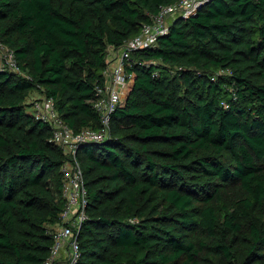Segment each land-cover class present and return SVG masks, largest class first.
<instances>
[{
  "label": "trees",
  "instance_id": "1",
  "mask_svg": "<svg viewBox=\"0 0 264 264\" xmlns=\"http://www.w3.org/2000/svg\"><path fill=\"white\" fill-rule=\"evenodd\" d=\"M178 0H0V264H43L71 156L27 110L52 99L99 129L109 47ZM101 142L75 153L87 189L76 264H264V0H208L136 49Z\"/></svg>",
  "mask_w": 264,
  "mask_h": 264
},
{
  "label": "built area",
  "instance_id": "2",
  "mask_svg": "<svg viewBox=\"0 0 264 264\" xmlns=\"http://www.w3.org/2000/svg\"><path fill=\"white\" fill-rule=\"evenodd\" d=\"M208 0H178L174 4L163 6L150 23L141 27L140 33L117 48L115 63L106 66L103 72V85L95 86V98L92 100L94 109L99 113L100 128H83L73 132L59 117L52 99L45 96L30 101V115L50 129L49 141L71 156L61 166V199L62 207L58 223L47 226L52 235L53 243L49 255L43 264H76L79 258L78 233L82 223L88 216L87 189L84 185L83 174L75 153L78 148L87 143L101 142L109 133V116L124 102V87L130 75L126 66L131 59V53L136 49L146 48L156 43L157 38L168 30L167 18L174 15L191 16L200 5ZM0 48L4 45L0 42ZM6 62L0 60V67L18 73L14 53L7 49ZM20 73V71H19ZM62 256L63 261H60Z\"/></svg>",
  "mask_w": 264,
  "mask_h": 264
},
{
  "label": "crops",
  "instance_id": "3",
  "mask_svg": "<svg viewBox=\"0 0 264 264\" xmlns=\"http://www.w3.org/2000/svg\"><path fill=\"white\" fill-rule=\"evenodd\" d=\"M116 54H117V48L116 49L111 48V47L108 48L107 55H106V62H107L108 67H112L114 65ZM35 98H40V96L37 94V92L30 91L26 99L27 100L26 103H30V101H32ZM59 260L63 261L62 256L60 257Z\"/></svg>",
  "mask_w": 264,
  "mask_h": 264
},
{
  "label": "rangeland",
  "instance_id": "4",
  "mask_svg": "<svg viewBox=\"0 0 264 264\" xmlns=\"http://www.w3.org/2000/svg\"><path fill=\"white\" fill-rule=\"evenodd\" d=\"M172 19V17H168L167 18V23L170 22ZM4 45V44H3ZM7 49L11 50L8 46L4 45V48H0V60L2 63L6 62V55H7ZM19 73V71H18ZM35 92V91H34ZM28 112L30 111V109L27 110Z\"/></svg>",
  "mask_w": 264,
  "mask_h": 264
}]
</instances>
